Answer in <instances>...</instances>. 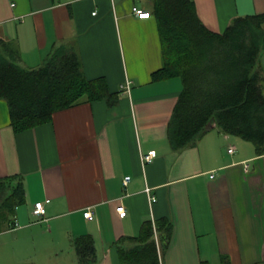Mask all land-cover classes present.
I'll use <instances>...</instances> for the list:
<instances>
[{"label":"crops","instance_id":"1","mask_svg":"<svg viewBox=\"0 0 264 264\" xmlns=\"http://www.w3.org/2000/svg\"><path fill=\"white\" fill-rule=\"evenodd\" d=\"M193 1L217 31L264 12V0ZM134 5L150 15L135 16ZM5 45L30 68L58 49L74 53L100 96L20 131L0 97V177L18 175L25 190L14 222L0 216V264H78L73 238L82 234L93 239L94 264H119L115 242L160 218L172 223L161 264L264 260V154L214 123L194 144L172 148L168 124L182 82L154 79L162 45L148 1L0 0V56ZM149 150L156 155L142 164ZM46 199L40 218L34 203Z\"/></svg>","mask_w":264,"mask_h":264},{"label":"trees","instance_id":"2","mask_svg":"<svg viewBox=\"0 0 264 264\" xmlns=\"http://www.w3.org/2000/svg\"><path fill=\"white\" fill-rule=\"evenodd\" d=\"M146 1L162 45L163 64L154 79L177 76L182 82L168 124L172 148L194 144L214 123L219 131L250 142L256 155H263L264 12L234 17L217 31L200 20L193 0ZM19 60L17 49L5 45L0 97L8 103L16 131L48 121L58 109L100 96L99 84L86 79L70 51L58 49L33 68ZM24 202L21 178L0 177V216L14 222L16 208ZM171 229L167 218L144 220L138 235L115 242L119 264H161ZM73 245L78 264H94L97 256L90 235L75 236Z\"/></svg>","mask_w":264,"mask_h":264},{"label":"built area","instance_id":"3","mask_svg":"<svg viewBox=\"0 0 264 264\" xmlns=\"http://www.w3.org/2000/svg\"><path fill=\"white\" fill-rule=\"evenodd\" d=\"M132 13L135 15V16H137V17H139V18H142V17H148L149 15H150V13L148 12V11H146V10H144V9H142V8H140V7H138V6H136V5H134L133 7H132ZM130 82H125V84H124V86L122 87V88H124V90L126 91V92H129V89H130ZM235 149H234V146H230L228 149H227V151L229 152V153H232L233 151H234ZM156 155V152H155V150H149L148 152H146V153H142L141 154V162H142V164H145L146 162H150L153 158H154V156ZM245 168H247V165H245ZM129 179H130V176L129 175H127V176H125L124 177V179H123V181H124V184H127L128 183V181H129ZM145 191H146V193L149 195V191H150V188H148V187H146L145 188ZM156 200V198L153 196V195H150V202L152 203V202H154ZM49 201V199H46V200H44V201H37V202H35L34 203V208H33V213L35 214V215H37L38 217H40V218H42L44 215H45V212H46V210H45V203L46 202H48ZM116 210H117V212H118V214L120 215V216H124L125 215V213H126V211H125V209H124V207L123 206H118L117 208H116ZM90 215V210L88 209V210H86L85 212H84V216H89Z\"/></svg>","mask_w":264,"mask_h":264},{"label":"rangeland","instance_id":"4","mask_svg":"<svg viewBox=\"0 0 264 264\" xmlns=\"http://www.w3.org/2000/svg\"><path fill=\"white\" fill-rule=\"evenodd\" d=\"M22 205H20L19 207H21ZM14 215H15V213H14Z\"/></svg>","mask_w":264,"mask_h":264}]
</instances>
